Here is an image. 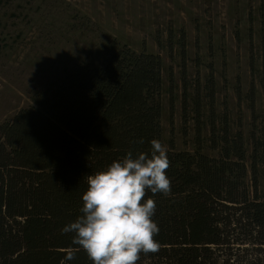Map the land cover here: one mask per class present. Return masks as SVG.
<instances>
[{
  "label": "trees",
  "instance_id": "obj_1",
  "mask_svg": "<svg viewBox=\"0 0 264 264\" xmlns=\"http://www.w3.org/2000/svg\"><path fill=\"white\" fill-rule=\"evenodd\" d=\"M161 87L158 55L118 47L0 123V264H60L77 247L62 229L81 215L88 175L162 142ZM220 138L217 158L168 149L171 193L146 197L156 202L160 249L137 264H264L256 164L248 185L241 135ZM66 264L92 261L81 249Z\"/></svg>",
  "mask_w": 264,
  "mask_h": 264
},
{
  "label": "rangeland",
  "instance_id": "obj_2",
  "mask_svg": "<svg viewBox=\"0 0 264 264\" xmlns=\"http://www.w3.org/2000/svg\"><path fill=\"white\" fill-rule=\"evenodd\" d=\"M123 46L160 58L167 149L217 158L241 135L264 198V0H0V123Z\"/></svg>",
  "mask_w": 264,
  "mask_h": 264
},
{
  "label": "clouds",
  "instance_id": "obj_3",
  "mask_svg": "<svg viewBox=\"0 0 264 264\" xmlns=\"http://www.w3.org/2000/svg\"><path fill=\"white\" fill-rule=\"evenodd\" d=\"M143 143V140L140 141ZM149 153L128 151L122 160L87 177L82 194L81 215L62 229L72 234L65 250L66 264L84 250L92 264H137L140 254H154L160 243L158 224L152 219L156 202L148 193H171L167 146L159 139L150 141Z\"/></svg>",
  "mask_w": 264,
  "mask_h": 264
}]
</instances>
